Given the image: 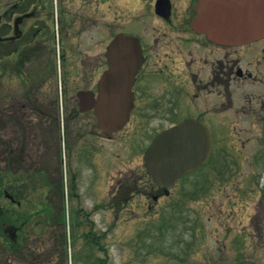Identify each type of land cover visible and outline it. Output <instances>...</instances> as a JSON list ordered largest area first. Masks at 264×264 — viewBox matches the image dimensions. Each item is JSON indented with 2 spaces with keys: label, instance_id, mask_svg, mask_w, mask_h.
<instances>
[{
  "label": "flooded vegetation",
  "instance_id": "obj_1",
  "mask_svg": "<svg viewBox=\"0 0 264 264\" xmlns=\"http://www.w3.org/2000/svg\"><path fill=\"white\" fill-rule=\"evenodd\" d=\"M1 2L0 78L11 62L7 58L6 47L14 46L11 58L15 59V76L22 78L24 84L22 88L12 89L10 86L3 91L2 83L6 76L0 80V94L3 96V105L0 104V146L8 171L23 173L21 167L15 168L13 164L19 161V157L14 150L16 142L5 138L8 126L17 127L21 121L29 120L30 126L25 128L21 139L24 142L34 141L37 148L38 133L34 126L39 122V125H45L48 120L53 121L54 106L66 109L67 113L88 114L83 125H89L91 118L94 125L97 124L93 109L81 111V103L84 106L87 104L78 97V92L92 91L98 99L100 90L109 81L112 87L117 86L115 78L105 83L104 74L111 67L109 58L114 61L124 57L120 54L107 55L108 45L121 34L131 36V47L135 45L140 52L134 72L132 63L117 61L111 75L128 73L124 68L128 69L131 65L129 77L120 79L122 82L130 80L132 101L128 124L156 125L165 129L191 119L205 126L211 138L209 156L195 170L167 187L156 185L145 166L142 176L131 177L134 186L130 185L129 189L133 194L138 181L144 184L146 190L142 195L156 202L172 196L175 189L179 194L185 191L195 196L198 190L207 191L213 186L214 172L223 168V161L220 166L218 158L223 159L225 151L229 150L230 127H235L237 133L234 135L243 144L251 142L252 138L255 140L257 127H264V38L240 46L211 41L193 27L198 0ZM100 31H106L109 38L92 34ZM87 45L93 48L85 49ZM70 49L75 50V57L71 59ZM91 50L94 53H90ZM46 56L51 58L49 62L57 60L56 56L62 61L74 60L77 56L76 59L83 63L84 69L78 71L74 78L78 87L76 92L69 95V88L67 90L63 83L61 101L58 97L50 98V90L41 89L45 85L48 87L46 78H51L50 75L38 84L37 68L28 72L29 65L36 66ZM38 89L46 94L41 101L37 97ZM39 113L43 115L39 116ZM73 116L66 114L65 120H77ZM212 127H216L217 133ZM104 133L108 138H113L115 134ZM37 169L29 172L33 181ZM199 170L201 173L195 174ZM259 187L264 196V190ZM5 195L18 202L11 194ZM255 217L252 223L260 230L264 225Z\"/></svg>",
  "mask_w": 264,
  "mask_h": 264
},
{
  "label": "rangeland",
  "instance_id": "obj_2",
  "mask_svg": "<svg viewBox=\"0 0 264 264\" xmlns=\"http://www.w3.org/2000/svg\"><path fill=\"white\" fill-rule=\"evenodd\" d=\"M2 6L0 0V9ZM92 34L109 38L106 31ZM92 48L87 45L85 49ZM73 51H69L70 59L75 57ZM76 58L62 61L56 56L58 81L69 88V95L76 92L74 78L84 69ZM50 59L46 56L36 66H28V72L37 68V83L51 75L47 69ZM2 84L3 91L10 86L12 89L24 86L22 78L15 74L6 76ZM41 89L47 90L46 85ZM0 104L3 105V100ZM64 111L77 120H64L63 125L61 119V129L50 120L45 123L46 128L40 129L39 122L34 126L38 133L37 148L34 141L21 139L25 128L30 126L29 120L21 121L18 128L8 126L5 138L16 142L14 150L19 161L13 164L23 172L16 174L17 177L23 176L31 182L29 172L37 168L45 169L54 180L63 174L64 202L69 213L67 229L53 224L45 232L53 215L48 217L47 212H52V208L55 211L54 205L59 206V201L62 204V195L56 186L45 184L32 189L20 206L13 207L8 199L0 198V206L31 214L20 234L29 233V240L39 251V246L50 251L53 264L67 262L62 256L64 244L57 242L65 230L70 264H210L218 261L264 264V226L258 230L252 223L256 215L255 220L264 225V196L259 187L264 190V127H257L255 140L252 138L245 144L234 135L235 127H230L229 150L223 159L218 158L220 166L223 161V168L214 172L212 188L205 192L198 190L196 196L185 191L179 194L175 189L172 196L156 202L142 195L145 188L141 181L134 194L129 188L134 186L131 177L145 173L144 150L163 126H137L131 122L113 138H108L96 128L94 119L91 118L89 125H83L88 114ZM212 128L217 133L216 127ZM1 152L0 146V169H5ZM200 173L201 170L195 174ZM2 177L8 181L6 174ZM73 177L72 190L68 183ZM46 202H49L48 208L41 210ZM39 209L41 212H36ZM36 219L40 225L35 224Z\"/></svg>",
  "mask_w": 264,
  "mask_h": 264
},
{
  "label": "water",
  "instance_id": "obj_3",
  "mask_svg": "<svg viewBox=\"0 0 264 264\" xmlns=\"http://www.w3.org/2000/svg\"><path fill=\"white\" fill-rule=\"evenodd\" d=\"M198 15L194 27L217 42L229 45H240L264 37V0H199ZM132 37L119 35L108 46L107 55H124L110 61V68L104 74V82L115 78L117 86L105 84L99 99L95 101L89 92L80 91L81 107L86 110L95 107L98 127L105 131L115 132L123 128L130 115L132 93L127 79L131 65L124 74H115V64L122 61L132 63L133 71L139 58V50L132 46ZM125 48H128L127 51ZM118 69V67H117ZM210 151V137L207 129L187 120L158 133L145 152V161L149 174L159 185H173L175 180L201 164Z\"/></svg>",
  "mask_w": 264,
  "mask_h": 264
},
{
  "label": "trees",
  "instance_id": "obj_4",
  "mask_svg": "<svg viewBox=\"0 0 264 264\" xmlns=\"http://www.w3.org/2000/svg\"><path fill=\"white\" fill-rule=\"evenodd\" d=\"M14 46H7V50L9 51L8 54H11L14 51ZM11 63V62H10ZM13 64L10 66L13 69ZM51 68V67H49ZM1 75V74H0ZM1 79V78H0ZM50 92L48 93L49 97H56L55 92V80L53 77L52 84L49 86ZM46 94L44 92H41L38 90L37 97L38 100H43L44 96ZM1 99V94H0ZM54 114L52 115L53 119L55 120L57 124V115H59V110L55 106L53 107ZM43 114L39 113V116H42ZM45 115V114H44ZM3 174L0 170V196L3 193V184H4V178L2 177ZM16 177H9V179L14 180ZM16 180V179H15ZM47 180V178H46ZM22 192H25V190H22ZM57 208V207H56ZM43 209V208H42ZM41 209V210H42ZM59 209V210H58ZM40 209L36 212H40ZM45 210V209H43ZM63 212V206H59L57 208V212L53 213H47V216L49 217L50 214L52 215L51 223L57 226H64L66 223V217ZM31 216L29 215L28 211L19 212L16 208H3L0 206V264H53L52 257L53 255L49 254L50 251H47L46 248L43 246H39L40 251L37 249V247H33L31 241L29 240L30 235L29 233L21 234L20 236H17L16 238H12L8 236L7 233H5L6 227H18L22 228V225L25 224L27 219ZM22 230V229H21ZM66 231H64L63 234H60L58 236L59 240L57 242L59 244H64V251L62 253L63 261H67V249H66ZM42 238V237H41ZM39 238L41 241L42 239ZM64 238V239H63ZM36 242V239L34 243Z\"/></svg>",
  "mask_w": 264,
  "mask_h": 264
}]
</instances>
